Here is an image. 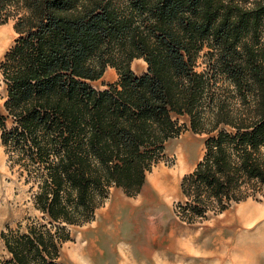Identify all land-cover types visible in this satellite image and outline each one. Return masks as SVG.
Segmentation results:
<instances>
[{"label":"trees","instance_id":"16d2710c","mask_svg":"<svg viewBox=\"0 0 264 264\" xmlns=\"http://www.w3.org/2000/svg\"><path fill=\"white\" fill-rule=\"evenodd\" d=\"M8 22L0 141L37 214L0 231V264H64L69 227L111 187L137 195L179 117L205 135L179 220L264 197V0H0Z\"/></svg>","mask_w":264,"mask_h":264},{"label":"rangeland","instance_id":"374dc122","mask_svg":"<svg viewBox=\"0 0 264 264\" xmlns=\"http://www.w3.org/2000/svg\"><path fill=\"white\" fill-rule=\"evenodd\" d=\"M15 38L12 22L0 25V61ZM146 67L141 58L131 62L136 74ZM202 68L203 64L198 67ZM116 77L115 69H108L94 86L104 88ZM5 95L0 73V110ZM179 119L183 130L166 142L165 158L147 173L137 195L111 187L93 220L69 227L70 240L61 248L64 264H141V258H148L150 264L152 260L154 264H264V197L232 203L192 224L174 214L175 204L182 200L180 181L201 158L205 138L189 129L186 117ZM164 179L168 180L165 193L159 188ZM36 214L28 185L9 168L0 141V231ZM3 254L0 238V257Z\"/></svg>","mask_w":264,"mask_h":264},{"label":"crops","instance_id":"0c3cea01","mask_svg":"<svg viewBox=\"0 0 264 264\" xmlns=\"http://www.w3.org/2000/svg\"><path fill=\"white\" fill-rule=\"evenodd\" d=\"M108 69H111V67H107L106 70H105V72H104V74H106V72L108 71ZM104 74H103V76H104ZM103 76H102V77H103ZM102 77H101V79H102ZM116 78H117V77H116ZM116 78H114L113 80L115 81ZM99 80H100V79H99ZM99 80H97V81H99ZM94 82H96V81H94ZM94 82H93V84H94ZM110 82H112V81H110ZM117 260H118V259H117ZM138 261H139L141 264H150L148 258H141V260L139 259ZM119 262H120V261H119ZM151 262H153L152 264H154V263H155V260H152Z\"/></svg>","mask_w":264,"mask_h":264},{"label":"bare ground","instance_id":"6f19581e","mask_svg":"<svg viewBox=\"0 0 264 264\" xmlns=\"http://www.w3.org/2000/svg\"><path fill=\"white\" fill-rule=\"evenodd\" d=\"M167 184H168V180L164 179V180L161 181V185H160L161 187L159 186V188H160V189H163V193H165V192L167 191V187H168ZM162 185H163V186H162ZM122 202H123V201H122ZM124 202L126 203V201H124ZM128 204H129V203H128ZM252 223H253V222H252ZM247 224L249 225V224H251V222L246 223V225H247Z\"/></svg>","mask_w":264,"mask_h":264}]
</instances>
